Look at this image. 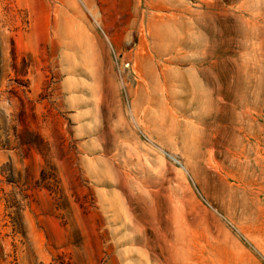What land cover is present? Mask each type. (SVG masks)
<instances>
[{
	"label": "rangeland",
	"instance_id": "obj_1",
	"mask_svg": "<svg viewBox=\"0 0 264 264\" xmlns=\"http://www.w3.org/2000/svg\"><path fill=\"white\" fill-rule=\"evenodd\" d=\"M0 264H264V0H0Z\"/></svg>",
	"mask_w": 264,
	"mask_h": 264
}]
</instances>
